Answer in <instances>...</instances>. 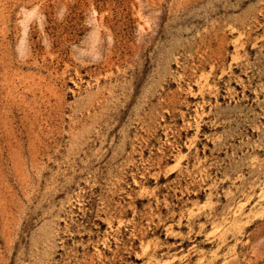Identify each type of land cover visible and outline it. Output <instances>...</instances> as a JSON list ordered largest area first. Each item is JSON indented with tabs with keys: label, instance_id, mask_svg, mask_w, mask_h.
Segmentation results:
<instances>
[{
	"label": "rangeland",
	"instance_id": "obj_1",
	"mask_svg": "<svg viewBox=\"0 0 264 264\" xmlns=\"http://www.w3.org/2000/svg\"><path fill=\"white\" fill-rule=\"evenodd\" d=\"M0 264H264V0H0Z\"/></svg>",
	"mask_w": 264,
	"mask_h": 264
}]
</instances>
